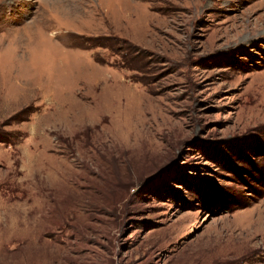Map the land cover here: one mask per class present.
<instances>
[{"label":"rangeland","instance_id":"374dc122","mask_svg":"<svg viewBox=\"0 0 264 264\" xmlns=\"http://www.w3.org/2000/svg\"><path fill=\"white\" fill-rule=\"evenodd\" d=\"M0 38L45 55L0 99V264H264V0H0Z\"/></svg>","mask_w":264,"mask_h":264},{"label":"bare ground","instance_id":"6f19581e","mask_svg":"<svg viewBox=\"0 0 264 264\" xmlns=\"http://www.w3.org/2000/svg\"><path fill=\"white\" fill-rule=\"evenodd\" d=\"M17 22H19V19H17V17H15L10 22L8 26L9 27L8 32L5 33L6 37L8 38L17 37L21 34H28V33L39 36L42 33L47 32L48 31L47 29H49V27L46 28V26L49 23L43 20L38 25L34 23V24H29L27 26H21L19 28H15L17 26H15L14 24H17ZM4 43L2 41V38H0V49L3 48L2 46ZM19 46L20 45L15 43V46L12 47L11 50L4 51L3 55L0 57V61H1L0 67L2 69V74H3V79H0V99L9 98L11 99L12 102H16L17 100H19V97H6V96L8 95L15 96L16 94L14 92L18 93L23 91V92H27L26 95L30 94V96H33V94H35L36 84L34 82V78H35L34 72L37 71L39 66L45 63L44 60L45 55H41L38 52H35L36 60L32 59L30 62L26 61V63H23V61H21L20 59L23 56L20 54L22 52ZM42 91H46V90H42Z\"/></svg>","mask_w":264,"mask_h":264}]
</instances>
